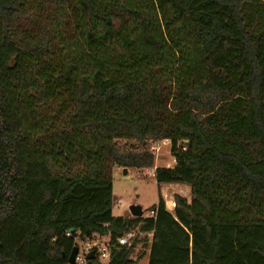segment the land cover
Returning a JSON list of instances; mask_svg holds the SVG:
<instances>
[{"label": "trees", "instance_id": "trees-1", "mask_svg": "<svg viewBox=\"0 0 264 264\" xmlns=\"http://www.w3.org/2000/svg\"><path fill=\"white\" fill-rule=\"evenodd\" d=\"M36 1L0 0V264H70L76 234L135 226L148 264H264V0H42L62 29L25 41ZM114 167L190 199L114 216Z\"/></svg>", "mask_w": 264, "mask_h": 264}, {"label": "rangeland", "instance_id": "rangeland-1", "mask_svg": "<svg viewBox=\"0 0 264 264\" xmlns=\"http://www.w3.org/2000/svg\"><path fill=\"white\" fill-rule=\"evenodd\" d=\"M34 8L31 10V17L29 20H22L19 30L24 36V40H30V34L34 37L35 29L33 33H25L24 27L22 25H32L33 20L37 23L43 25L44 22L50 23V29L55 30L58 27L60 29V9L59 4L55 2H42V0H37L34 4ZM35 13L34 17L33 14ZM30 31V30H29ZM37 32V31H36ZM64 32V30H62ZM169 142H164L160 144V147L155 151V166H168L173 165V156L170 150ZM148 169V168H147ZM127 170L126 173L123 172V168H113L112 170V193L114 196V202L112 207V214L114 216H130V206L139 205L145 213L149 211L153 204L157 203L158 194L163 192V185H159L153 177L146 175V170ZM180 184V185H179ZM174 187H170L168 190V196L173 195L174 192L181 194L190 199V188L186 184L173 183ZM176 188V189H173ZM171 201L173 198H168ZM75 243L81 246L80 240H75ZM139 253L141 254L144 249L140 246ZM140 257V256H139ZM147 257V256H146Z\"/></svg>", "mask_w": 264, "mask_h": 264}, {"label": "built area", "instance_id": "built-area-1", "mask_svg": "<svg viewBox=\"0 0 264 264\" xmlns=\"http://www.w3.org/2000/svg\"><path fill=\"white\" fill-rule=\"evenodd\" d=\"M169 142L168 139L158 140L152 146V152L160 147V144L164 142ZM170 166V164L168 165ZM155 167L148 168L146 170V175L152 177L154 175ZM174 206V203L172 204ZM156 211L151 209L148 212L142 211L140 218H155ZM109 223H105L102 227H109ZM71 232H66L67 236H71ZM106 238L102 239L103 236H97L93 240H81L79 234H76L74 240H80L81 246L75 244L77 246V253L75 255L73 264H87V254L89 251L94 250V258L92 261L94 262L97 259L100 263L105 264L108 261L110 249L112 247H124L131 248L132 252L129 256L130 262L128 264H148V256L146 257L147 249H150V245L153 239V230L143 231L139 228V226L131 227L129 229L124 230L120 235L116 236L114 241H111L109 234L105 235ZM144 249V254L139 253V247ZM141 256V257H139ZM95 263V262H94Z\"/></svg>", "mask_w": 264, "mask_h": 264}, {"label": "water", "instance_id": "water-1", "mask_svg": "<svg viewBox=\"0 0 264 264\" xmlns=\"http://www.w3.org/2000/svg\"><path fill=\"white\" fill-rule=\"evenodd\" d=\"M123 172L126 173L127 172V169L126 168H123ZM129 210H130V214L133 217H139L142 214V209H141V207L139 205H134L133 204V205L130 206ZM73 231H74V229H71L70 230V232H73ZM77 249H78L77 246L74 245L73 248H72V250H71V252H70V254H69L68 262L70 264H73L74 263V259H75V255L77 253ZM94 256H95L94 250H91V251L88 252V254H87L88 262H87V264H95L92 261V259L94 258Z\"/></svg>", "mask_w": 264, "mask_h": 264}, {"label": "crops", "instance_id": "crops-1", "mask_svg": "<svg viewBox=\"0 0 264 264\" xmlns=\"http://www.w3.org/2000/svg\"><path fill=\"white\" fill-rule=\"evenodd\" d=\"M115 168H119V169H121V167H115ZM173 183H159V185H163V192H161L160 193V195L163 197V199H164V202H165V207H166V209L168 210V211H170V212H172L173 211V207L174 206H170V199H168V198H173V195H170V196H168V190L169 189H171L170 187H166V185H169V186H171V187H174V185H172ZM182 184V183H181ZM180 185V184H179ZM173 189H176V188H173ZM175 193V192H174ZM181 195V194H180ZM173 202H174V200H172ZM157 202H158V200H157ZM102 239H105L106 238V236H103V237H101ZM149 251H150V249H147V252H146V256H149L148 254H149Z\"/></svg>", "mask_w": 264, "mask_h": 264}]
</instances>
